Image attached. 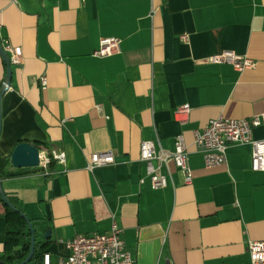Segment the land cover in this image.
<instances>
[{
	"label": "crops",
	"instance_id": "0c3cea01",
	"mask_svg": "<svg viewBox=\"0 0 264 264\" xmlns=\"http://www.w3.org/2000/svg\"><path fill=\"white\" fill-rule=\"evenodd\" d=\"M104 38L119 41L118 54L93 55ZM0 39L21 50L2 95L0 55V156L21 142L65 156L50 172L9 163L19 175L0 180L27 218L48 225L50 236L36 237L39 264L44 255L58 264L67 240L108 232L112 221L133 264H250L248 243L264 240V172L251 170L245 144L205 167L192 132L264 112V0H0ZM223 51L254 67L208 62ZM177 135L191 183L168 163L167 187L153 190L140 145L171 152ZM106 152L113 165L85 170L91 154ZM4 204L0 196V255Z\"/></svg>",
	"mask_w": 264,
	"mask_h": 264
},
{
	"label": "built area",
	"instance_id": "2783aa9c",
	"mask_svg": "<svg viewBox=\"0 0 264 264\" xmlns=\"http://www.w3.org/2000/svg\"><path fill=\"white\" fill-rule=\"evenodd\" d=\"M15 3L16 0H9ZM2 48L10 54L11 65L21 64V50L12 47L6 41ZM120 51L119 41L116 38H104L100 40L98 49L93 53L95 57L103 58L118 54ZM208 62L214 65H229L240 73L254 67V61L240 56L232 51H223L219 55L212 56ZM40 87L45 89L47 80L45 76L40 77ZM188 112L187 106L177 109V115ZM264 128V112L250 118L241 120L217 118L210 120L201 128L194 130L193 143L196 150L202 155L205 167L211 168L226 164V154L229 147L233 145H249L251 147V170L264 172V139L255 141L252 139L254 129ZM40 164L44 171L50 161L62 165L65 162L63 153H51L49 155L39 153ZM139 160L146 164V174L149 177L153 190L167 187V177L161 173V168L168 163H173L183 177L185 185H189L192 174L188 166V152L182 135L174 138L173 150L171 152L157 151L151 141H144L140 145ZM156 161L158 166H153ZM112 153H93L85 165V170L92 172L96 168L114 164ZM68 255L59 260L58 264H133L123 238L122 228L112 221L110 229L105 233H92L76 235L65 242ZM250 264H264V240L250 241L247 246ZM42 264H50L49 255L43 256Z\"/></svg>",
	"mask_w": 264,
	"mask_h": 264
},
{
	"label": "trees",
	"instance_id": "16d2710c",
	"mask_svg": "<svg viewBox=\"0 0 264 264\" xmlns=\"http://www.w3.org/2000/svg\"><path fill=\"white\" fill-rule=\"evenodd\" d=\"M2 40L0 39V45ZM36 148L46 150L43 144H36ZM9 156H0V180L13 178L19 173H12L7 171L9 165ZM54 161H50L47 165V170L50 172L54 167ZM12 208L4 204V221L6 224L5 236L3 241V248L0 255V264H19L24 261L30 250V230L27 220L32 226L35 243L36 237L45 234L48 231L46 222L32 221L27 218L23 212L18 208V201L13 197H7ZM43 255L42 247L36 243L33 257L26 264H39L38 257Z\"/></svg>",
	"mask_w": 264,
	"mask_h": 264
},
{
	"label": "water",
	"instance_id": "95a60500",
	"mask_svg": "<svg viewBox=\"0 0 264 264\" xmlns=\"http://www.w3.org/2000/svg\"><path fill=\"white\" fill-rule=\"evenodd\" d=\"M0 55L5 63L6 66V75L4 79V88L1 92V95L6 92V90L10 87V79H11V63H10V58L6 52H4L2 46L0 45ZM39 150L36 148V146L33 143L29 142H21L17 144L13 151L10 154V165L15 168V169H24V168H37L39 167L40 164V159H39ZM0 196L4 203L12 208L10 202L8 201L6 195L2 191L1 188V182H0ZM27 223L29 225V230H30V250L29 253L24 261H22L19 264H26L28 263L31 258L33 257L34 250L36 247L35 243V237L33 233L32 226L30 225L29 221L27 220ZM50 236V231H47L44 234V238L47 239Z\"/></svg>",
	"mask_w": 264,
	"mask_h": 264
}]
</instances>
